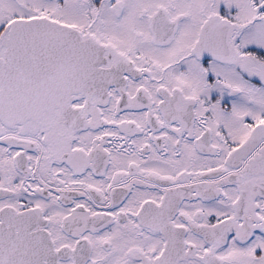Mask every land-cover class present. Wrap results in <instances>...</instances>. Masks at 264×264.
I'll return each instance as SVG.
<instances>
[{
    "label": "flooded vegetation",
    "instance_id": "1",
    "mask_svg": "<svg viewBox=\"0 0 264 264\" xmlns=\"http://www.w3.org/2000/svg\"><path fill=\"white\" fill-rule=\"evenodd\" d=\"M32 19L95 71L15 40L59 103L0 106V264H264V0H0V60Z\"/></svg>",
    "mask_w": 264,
    "mask_h": 264
},
{
    "label": "water",
    "instance_id": "2",
    "mask_svg": "<svg viewBox=\"0 0 264 264\" xmlns=\"http://www.w3.org/2000/svg\"><path fill=\"white\" fill-rule=\"evenodd\" d=\"M73 29L53 20L32 19L13 23L7 39L9 52L5 53V58L0 60V106L2 110L11 111L19 119L59 103L51 96L50 100L45 96L48 93H53L52 88L55 87L53 84L37 85L17 80L21 78V72L25 68L20 64L16 65V53L12 49L16 45L15 40L22 35L20 31L23 30L26 31V34L36 35L39 32L38 37L49 41L50 46L55 50L65 53L67 62L65 68H62V72L65 70V83L60 86V92L64 91V94H68L91 85L88 80L92 77L95 69L80 61L91 52L89 47L93 44L90 41L81 40ZM75 57L77 58L76 63H78V66L75 64L76 69L81 72V76H79L78 82L70 83L66 78L71 76L74 71Z\"/></svg>",
    "mask_w": 264,
    "mask_h": 264
}]
</instances>
